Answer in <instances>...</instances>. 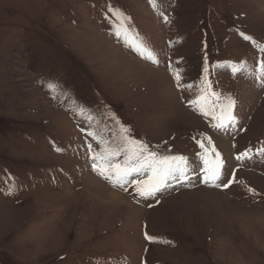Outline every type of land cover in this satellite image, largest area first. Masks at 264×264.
Masks as SVG:
<instances>
[{
	"label": "rangeland",
	"instance_id": "rangeland-1",
	"mask_svg": "<svg viewBox=\"0 0 264 264\" xmlns=\"http://www.w3.org/2000/svg\"><path fill=\"white\" fill-rule=\"evenodd\" d=\"M260 49L264 0H0V264H264ZM205 64L236 100L226 130L190 104ZM125 129L186 157L185 179L145 199L98 175L88 133ZM197 141L227 187L203 182Z\"/></svg>",
	"mask_w": 264,
	"mask_h": 264
},
{
	"label": "snow or ice",
	"instance_id": "snow-or-ice-1",
	"mask_svg": "<svg viewBox=\"0 0 264 264\" xmlns=\"http://www.w3.org/2000/svg\"><path fill=\"white\" fill-rule=\"evenodd\" d=\"M150 2L154 3V0H150ZM109 11L113 10L110 8ZM113 14L123 19L122 14L116 12H113ZM121 31L127 36L128 29L124 24H121L116 35H121ZM244 39L249 40L250 38L244 36ZM125 42L127 43V40ZM253 43L255 42L253 41ZM133 48L141 56L147 51V58L152 59L151 51L142 44L133 45ZM260 51L264 52V49H260ZM153 62L158 63L156 60H153ZM243 68L244 64L231 66L234 75ZM258 68L259 75L257 78L264 81V60L259 62ZM208 71L207 64H205V79L199 87V94L196 99L190 101V104L205 118L211 116L215 122L212 124L213 128L226 130L236 123L234 114L236 100L230 95L222 96L220 93L212 91V85L207 79ZM175 78L177 86L179 87L180 76L177 74ZM49 88L55 90L51 85H49ZM88 135L92 136L102 146V150L94 153L91 157L93 170L105 180L112 183L114 187L119 186L124 188L125 184H133L137 195L142 198L155 197L156 193L161 192L171 181H183L189 171L186 157L180 155H159L157 152L149 150L145 144L132 140L128 136L126 129L122 130L120 141L115 145L103 140V138L97 139L95 132L90 131ZM197 143L203 149V154L201 155V161L204 165L203 182L213 187H227V184L220 185L216 183L221 179V169L223 168L220 154L215 152V148L213 147L211 151L215 153V159L210 160L209 150L205 144L201 141H197ZM208 143H212L210 139ZM89 148L91 149V145ZM258 154H264V148L258 149ZM120 156H123L122 162L116 159ZM242 158H250L247 151L236 157L237 160H241ZM144 174H147L146 178L134 181L129 179L132 176L143 177ZM146 238L150 241L155 239L153 237Z\"/></svg>",
	"mask_w": 264,
	"mask_h": 264
},
{
	"label": "bare ground",
	"instance_id": "bare-ground-1",
	"mask_svg": "<svg viewBox=\"0 0 264 264\" xmlns=\"http://www.w3.org/2000/svg\"><path fill=\"white\" fill-rule=\"evenodd\" d=\"M88 180H89V179H88ZM90 180H91V179H90ZM91 182H92V180H91ZM86 183H87V182H86ZM86 183H85V184H86ZM89 183H90V182H89ZM92 183H94V180H93ZM101 184H102V183H101ZM92 185H93V184H92ZM94 185H95V183H94ZM87 186H88V185H87ZM89 186L91 187V185H89ZM92 188H93V186H92ZM104 188H107V187L105 186ZM101 189H103V187H102ZM103 190H104V189H103ZM103 190H102V191H103ZM106 190H109V189L107 188ZM109 191H111V190H109ZM99 192H100V191H99ZM111 193H113V192H111ZM118 194H119V192H118ZM118 194H117V195H118ZM119 195H120V194H119ZM121 195H122V194H121ZM121 195H120V196H121ZM103 196H104V195H103ZM101 197H102V196H101ZM125 197H126V196H125ZM123 198H124V197H123ZM121 199H122V198H121ZM161 202H162V201H161ZM161 202H160V203H161ZM107 205H108V204H107ZM136 207H137V206H136ZM138 207H139V206H138ZM138 207H137V209H138ZM151 209H152V208H151ZM139 210H140V208H139ZM142 211H143V210H142ZM144 212H145V211H144Z\"/></svg>",
	"mask_w": 264,
	"mask_h": 264
}]
</instances>
